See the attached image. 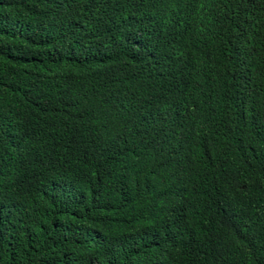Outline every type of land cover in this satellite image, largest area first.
I'll return each instance as SVG.
<instances>
[{
	"label": "trees",
	"instance_id": "trees-1",
	"mask_svg": "<svg viewBox=\"0 0 264 264\" xmlns=\"http://www.w3.org/2000/svg\"><path fill=\"white\" fill-rule=\"evenodd\" d=\"M0 264H264V0H0Z\"/></svg>",
	"mask_w": 264,
	"mask_h": 264
}]
</instances>
